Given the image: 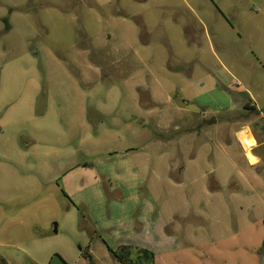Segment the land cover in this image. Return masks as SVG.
<instances>
[{
    "label": "rangeland",
    "instance_id": "obj_1",
    "mask_svg": "<svg viewBox=\"0 0 264 264\" xmlns=\"http://www.w3.org/2000/svg\"><path fill=\"white\" fill-rule=\"evenodd\" d=\"M249 1L0 0V264H105L164 221L202 248L172 264H264V12L227 10Z\"/></svg>",
    "mask_w": 264,
    "mask_h": 264
},
{
    "label": "crops",
    "instance_id": "obj_2",
    "mask_svg": "<svg viewBox=\"0 0 264 264\" xmlns=\"http://www.w3.org/2000/svg\"><path fill=\"white\" fill-rule=\"evenodd\" d=\"M190 11L196 16V18L200 21L201 24H204V20L196 13L195 9H193L192 7H189ZM244 10V12H240V10ZM228 12L234 16V23H239L240 22V16L242 14H251V12L255 11V12H264V0H256L255 2L253 1H249L247 3H243V6L241 3H232L229 5V8H227ZM219 15H221L219 17V19H223V13L221 11V8H219ZM227 21L229 22V24L233 27V23H232V17H231V22L227 19ZM234 28V27H233ZM223 68V72L227 74V76H230L232 79H235V76L233 75V72L226 67L225 65L222 66ZM209 78L212 79V81L214 82L213 84H211L210 89L212 90H218V88L220 87V85H224V83L221 80V77L219 75H217V73L215 72H210L209 74ZM199 83V84H198ZM198 83H194L193 81L190 80V82H188L186 85H184L180 90L181 93L186 96V99L192 100L194 101V87L198 86V85H203L205 84V81L201 80ZM152 95V92H151ZM153 100V99H152ZM254 99L252 97H249L248 102L246 104H249L252 108L257 109L258 111V107L254 104ZM152 106V104L150 105ZM242 135H244V137L249 141V145L250 148L248 150V152H251V149L254 150V152L259 148V146L256 144L255 146L252 145L249 137H248V133H243ZM241 147H245L244 143H243V139L239 141ZM246 148V147H245ZM250 157V154H247ZM163 220V218H162ZM158 222V221H157ZM166 226L164 228L160 226L159 228L156 230L153 229L148 233V236L145 238H143L142 241H136V242H122V243H118L116 245V248H114V251H116L120 246H134V247H139V248H143V249H147L151 252H153L155 254V264H172L170 261L171 259L169 257L171 256H176L178 255L183 256V257H189L190 261L191 260H197L196 255H197V249H202L201 248V244L195 242L194 240L190 239V238H181L179 236L178 233H175L174 231H169L168 230V225L169 222H165ZM164 226V225H163ZM183 239V240H182ZM182 240V241H180ZM156 246V247H155ZM155 247V250H154ZM153 248V249H151ZM156 249L158 252H156ZM109 253L111 255H113L112 250L109 248ZM160 250V251H159ZM182 250H184L182 252ZM155 251V252H154ZM181 252L183 253L181 255ZM90 253L92 254L93 258L94 254L90 251ZM105 264H120L117 260H113V261H109L106 262Z\"/></svg>",
    "mask_w": 264,
    "mask_h": 264
},
{
    "label": "trees",
    "instance_id": "obj_3",
    "mask_svg": "<svg viewBox=\"0 0 264 264\" xmlns=\"http://www.w3.org/2000/svg\"><path fill=\"white\" fill-rule=\"evenodd\" d=\"M7 27L9 29V26ZM112 253L120 264H155V254L147 249L133 250L131 246H120L116 251L112 250ZM85 257L90 259V264H93L92 254Z\"/></svg>",
    "mask_w": 264,
    "mask_h": 264
},
{
    "label": "water",
    "instance_id": "obj_4",
    "mask_svg": "<svg viewBox=\"0 0 264 264\" xmlns=\"http://www.w3.org/2000/svg\"><path fill=\"white\" fill-rule=\"evenodd\" d=\"M57 232H58L57 228L55 227V233H57ZM51 264H68V263L61 256L55 255L53 257Z\"/></svg>",
    "mask_w": 264,
    "mask_h": 264
},
{
    "label": "bare ground",
    "instance_id": "obj_5",
    "mask_svg": "<svg viewBox=\"0 0 264 264\" xmlns=\"http://www.w3.org/2000/svg\"><path fill=\"white\" fill-rule=\"evenodd\" d=\"M242 138H243V143H244V145H245V147L247 148V149H249L250 148V145H249V141L244 137V135H242ZM240 141V140H239ZM244 151H246V150H244ZM249 152L247 151V154H248ZM249 160H250V158H249ZM253 164V163H252ZM255 164V163H254Z\"/></svg>",
    "mask_w": 264,
    "mask_h": 264
},
{
    "label": "built area",
    "instance_id": "obj_6",
    "mask_svg": "<svg viewBox=\"0 0 264 264\" xmlns=\"http://www.w3.org/2000/svg\"><path fill=\"white\" fill-rule=\"evenodd\" d=\"M263 117H264V114H263Z\"/></svg>",
    "mask_w": 264,
    "mask_h": 264
}]
</instances>
